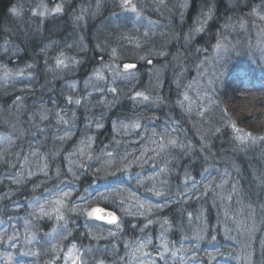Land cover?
I'll return each mask as SVG.
<instances>
[{"label":"trees","instance_id":"16d2710c","mask_svg":"<svg viewBox=\"0 0 264 264\" xmlns=\"http://www.w3.org/2000/svg\"><path fill=\"white\" fill-rule=\"evenodd\" d=\"M59 3L63 10L50 12ZM133 3L142 13L140 24H147L148 19L153 18L157 23L153 24L155 30L151 27L143 30L134 22L135 14L120 7V0H99V7L97 0H0V141L1 138L5 141L0 142V195L9 193L0 199V221L8 228L9 235L13 234V226L21 233L17 242H0V264H48L51 245L63 250L56 251L55 255L59 257L56 264H64L65 246L70 247L72 243L91 248L89 256L96 261L103 259L104 264H125L118 257L137 264L126 245L134 249L133 241L141 239L152 241L145 249L149 253L146 264L153 261L155 264H264V141L240 143L232 128L235 124L257 137L264 136V68H252L249 75L237 80L233 66H229L215 73L219 79L214 80V89L199 93L200 109L194 108L189 113L177 104L182 99L179 92L182 83L189 84L196 71L184 53L185 44L189 45V50L195 48L201 57L205 56L207 52L203 50L210 48L224 24L243 18L255 4H264V0H187V6L183 7L185 0H164L163 5L158 0H133ZM208 6L213 7V15L204 31L186 40L184 31L189 29L190 32V28L196 26V13L207 12ZM13 7L18 15L11 12ZM165 7H170V11L160 17V12H166ZM43 9L47 14L40 15ZM81 15L83 19L76 21L75 17ZM129 39L134 42L129 43ZM165 42L169 44L168 53L159 55L166 51ZM45 48L47 55L41 51ZM112 48L117 49V57L111 55ZM180 49H183L181 56ZM60 51L75 56L80 63L52 71L53 57ZM125 63L137 66L134 76L117 77L102 67L111 65L122 72ZM20 69H24L23 76L15 74ZM97 69L102 70L104 79L93 75ZM6 70L7 76L4 75ZM72 82L75 87L70 86ZM111 87H116L118 94L109 92ZM135 91L160 95L164 103L136 104L130 99ZM68 96L74 100L82 98L81 103L77 105L74 100L69 103ZM102 100L111 103H99ZM45 109L48 119L41 121L40 113ZM58 110L67 114L69 124L56 119ZM201 112L203 115L199 114ZM139 115L144 117L140 122L149 130L147 134L143 128L135 130L140 136L135 132L121 135L114 131L115 122L127 123ZM153 115L156 118L149 119ZM97 122L102 127L97 128ZM153 128L157 132L168 129L190 148L168 150L169 172L160 177L166 181L161 188L165 193L163 198L148 191L152 186L150 182H138L163 166L159 158L143 166L132 164L128 171L117 173L119 184L111 183L103 172L95 175L99 165L94 160H84L90 167L83 169L69 162V157L73 161L79 158L78 153L71 154L77 152L80 141L86 136L93 139L94 155L106 150L138 157L145 146L154 147L147 141ZM172 128L176 131L171 132ZM66 131L71 132V136L63 141L58 139ZM33 150L46 158L47 176L33 163L36 159L31 156ZM153 154L148 152V155ZM69 167L77 172L78 179L68 172ZM29 170L36 174L28 176ZM186 172L191 177L187 183ZM21 173H24V181L14 183ZM209 179H214L215 185L222 180L228 183L223 190L214 185L215 191L202 195ZM232 185L239 191L231 193V200L217 198L221 191L224 195L231 192ZM185 186L191 192L181 197L178 193L184 191ZM116 187L130 189L142 202L169 201L167 207L148 215L154 221L166 216L173 224L164 232V241L171 242V251L165 254L164 260L155 256L161 244L159 222L144 228L146 218L121 212L118 199L114 204L111 197L108 201L98 200L97 192L108 195ZM45 188L70 189L72 200L91 194L93 200H97L92 206L107 205L108 211L116 212L121 219L120 230L117 232L114 226L96 221V225H103L99 231L94 225L90 226L104 238L95 240L87 234L84 215L67 213L66 224L55 218L34 221L30 229L33 243L26 244L24 221L29 219L32 200L48 195ZM189 196L190 199L186 198ZM132 211L137 209L132 208ZM189 212L193 214L191 218L187 215ZM201 212L202 218L197 220ZM201 224L205 231L202 238L197 239L195 233ZM63 228H67V232ZM109 230L117 235L109 236ZM69 233V238L63 240ZM37 252L38 255L33 254ZM6 254L12 258L9 260ZM88 264H94V260L90 258Z\"/></svg>","mask_w":264,"mask_h":264},{"label":"snow or ice","instance_id":"6c2138e0","mask_svg":"<svg viewBox=\"0 0 264 264\" xmlns=\"http://www.w3.org/2000/svg\"><path fill=\"white\" fill-rule=\"evenodd\" d=\"M158 3L160 5L164 4V0H158ZM187 6V0H185V3L182 5ZM97 7H99V0H97ZM120 7L129 13L135 14L136 17L141 16V11L137 7L136 3H133V0H120ZM63 10L62 4H57L55 8L51 9L50 12L60 13ZM84 10L82 9V12ZM253 14L260 17V19L264 20V13H261L257 9H253ZM11 12L13 14L18 15V10L13 7L11 9ZM47 14L46 11H42L40 15ZM213 15V7L208 6L207 12L201 13V18H198L196 22V26L192 29V31L185 36L186 40H190L192 38V35L194 33L203 32L205 29V26L207 25L208 21L212 18ZM83 16H76L75 20L79 21L82 20ZM232 25L226 24L225 28H229ZM240 27H244V23L241 22ZM147 35V33H145ZM134 41L132 39H129V43H133ZM99 47V45H97ZM137 46H139V43L137 42ZM234 48L233 45L227 42L226 36H219L217 39L216 44L214 45V50L216 52L217 57L220 56L222 53L228 52L229 49ZM42 52L47 55V50L41 49ZM160 55H163V53H159ZM111 55L113 57H117V49L112 48L111 49ZM54 59V65L52 67V71L56 70H64L69 69L70 66L76 65L80 63L79 60L76 59L75 56H68L65 54V52L60 51L58 55L53 57ZM140 59H145V57H140ZM151 63V61H149ZM27 68H32V65H27ZM105 69H109L114 73V76H123L125 78H130L134 76V70H136L137 66L132 63H125L123 64V71L121 72L119 69L112 68L111 65H103L102 66ZM233 71L236 73V79L242 80L244 76L249 75L253 69L245 66L243 64L235 65L233 66ZM9 73L6 70L4 75L7 76ZM17 76H23L25 74L24 69H20L15 73ZM93 75L99 79H104L103 72L101 69H97L94 71ZM212 81H209L211 83ZM196 85L198 87V83L196 81H193L185 86V92L183 93V98L177 101V104H179L186 112H192L193 109L196 107V102L191 99V97L188 95L187 89H192ZM71 87H75V82H72ZM158 86V85H157ZM99 91V89H97ZM109 92L113 94H118V89L116 87H111L108 89ZM199 92H197V97H199ZM82 98H74L72 96H68L67 100L69 103H72L73 100L75 104L79 105L81 103ZM131 100H133L136 104H144L147 102H151L153 105H159L164 103V98L160 95L151 96L146 95L143 91H135L131 97ZM17 100H20V97H17ZM187 102V103H186ZM99 103H111L110 101H99ZM200 115H203V113H199ZM40 120H47L48 119V110H42L40 113ZM143 115L136 116L134 119H129L127 123L124 121H117L113 125L114 131L120 133L121 135H129L133 132L137 136H140L139 132H136L135 130L138 129H144L145 133H148V129L145 128V126L140 122L143 119ZM156 117L153 115L149 117V119H155ZM56 119L62 123V124H69L70 118L67 117L66 113H63L62 111L56 112ZM96 127L100 128L102 125L100 123H96ZM232 128L235 133V139L239 141L240 143L245 142H251L256 143L259 141H264V136L257 137L254 134L250 132H245L243 129L238 128L235 124H232ZM176 129L172 128L171 132H175ZM217 132L220 131L219 128L216 129ZM71 136V132L66 131L63 136L58 137L61 141H63L65 138H68ZM201 139H204V136H201ZM147 141L150 143V145L154 146L152 148H149L148 146H145L144 149L141 151L140 156L135 157L132 156V153L125 152L124 154H120L118 151H106L102 150L100 154L94 155L92 150V143L93 139L91 136H86L85 139L80 141V147L77 148L76 153H72L71 155H77L79 154V158L75 161L71 160L69 157L70 164H78L79 168H89V165H86L84 163V160H94L99 166L95 170V175L99 176L101 172L104 173V177L109 179L111 183L119 184L121 181H119L117 177V173L123 174L124 172L128 171L132 164H139L143 166L144 164L148 163L149 160L157 161L159 158V164L163 165L159 167V170L156 171L153 175L144 177L142 180L138 181L139 183H144V181H148L151 183V187L148 188V191L152 192L156 197L163 198L165 196V193L161 191V188L166 183V181L161 180L160 177L166 173L169 172L168 168V155H169V149L170 148H181L185 150H190L188 145H185L182 142H179L178 139L170 134V131L168 129L163 130L162 132H157L155 128L151 129L150 134L147 135ZM119 143V141H117ZM107 147V146H106ZM151 151L154 154L148 155V152ZM31 156L35 157V163L36 168L39 172L44 173L45 176H47V169L48 164L45 162L46 158L42 156V154L37 151L33 150L31 152ZM129 157H132V159H129ZM109 169H114V171H108ZM68 172L72 174L74 179H78L77 172L73 170L72 167L68 168ZM36 173L29 170L27 172L28 176H33ZM60 170H57V175L59 176ZM24 173L19 174L13 182L16 184H20L24 181ZM191 180L190 175L186 172L185 173V181ZM264 182V181H262ZM228 183L227 180H222L220 184L215 185L214 179H209L208 183L204 185V192L201 193L206 194L209 190L215 191V187H219L221 190H223L224 185ZM215 185V187H214ZM107 187V185H104ZM34 187H39V185H35ZM193 188L196 187L195 183L192 185ZM239 190L235 185H232L231 192H229L227 195L223 194V191L220 193H217V198L220 199H232L231 193H237ZM45 192L48 193L47 196H44L43 194L39 198H35L32 200L30 207L32 211L29 213V219H26L24 221V231H25V242L26 244H32L33 239L30 238L32 235L30 233V229L33 226L34 221H40L42 219H53L55 218L58 222H64V224L67 223L66 220V214L67 213H76L77 215H84L87 223L85 224V227L87 228V234L95 240H101L104 237L102 235H98L93 232V228L90 225H94L97 230L99 231L100 228L103 227V225H96V221H102L105 222L108 225H112L117 229V232L121 228V219L117 216L115 211H108V206L100 207V206H92V204H96L97 200H93L91 194H86L84 196H77L75 200H72V192L71 190H63V189H57V190H51L45 188ZM191 192V189H189L187 186H185L184 191L179 192L178 195L181 197H185L186 193ZM9 193H4L0 195V199H3L4 197L8 196ZM111 197L113 204L116 202V200H119L120 203V211L123 212L126 215H140L144 216L146 218V224L144 225V228H146L148 225L153 224L154 222H159L160 227L162 229L161 232V244L159 245V248L155 251V256H159L161 260L165 259V254L170 252L171 249L169 247V244L171 242H166L163 239L164 232L168 230V228L173 227L172 222L169 220L166 216H159L157 217V220L154 221L151 218H148L149 213L155 215L156 212L164 209L167 207L169 201L165 199L164 203H157L152 204L150 202H142L134 192H131L128 188H121L116 187L113 189V191L106 195L104 193L97 192V198L99 201H108ZM186 198H191L186 197ZM135 201V203H133ZM125 205H130V207H126ZM249 207H251L249 205ZM132 208L137 209L136 212L132 211ZM227 210L225 212V215H227ZM188 217H192L193 214L191 212L187 213ZM202 218V212L200 216H197L196 219L200 220ZM143 231V229H141ZM55 231V230H54ZM63 231L67 232V228H63ZM205 229L203 224L199 227L198 231L195 233V236L197 239L202 238V234L204 233ZM117 232H113L111 230L108 231L109 236H116ZM71 234L62 237L63 240H67ZM21 237V233L13 226V234H8V228L3 226V222L0 221V242H7V241H19ZM133 243L136 244V247L134 249L131 248L130 245H126L130 248V255L132 259L137 261V264H146L147 258L149 257V253L145 251L146 248L150 244H152V241L150 239L148 240H137L133 241ZM15 247V243L12 245ZM51 259L49 260L48 264H56V260L59 258L57 255H55L56 251H63L62 249H59L57 245H51ZM67 248L66 254L63 256L64 264H88L89 259L94 260V264H104V260H98L96 261L94 257H90L89 253H91L93 250L91 248L84 249L82 247H78L77 244L72 243L70 247L65 246ZM30 251V250H29ZM179 251V250H177ZM35 255H38L39 253H33ZM175 255V253H173ZM249 253V258H250ZM7 258L10 260L12 257L10 254H6ZM118 260L125 261V264H131V261H127L125 257H118ZM152 264H155V261L152 262Z\"/></svg>","mask_w":264,"mask_h":264},{"label":"rangeland","instance_id":"374dc122","mask_svg":"<svg viewBox=\"0 0 264 264\" xmlns=\"http://www.w3.org/2000/svg\"><path fill=\"white\" fill-rule=\"evenodd\" d=\"M168 8L165 7V11H166L165 13L163 14H161V12L159 13L160 17L165 16L168 10L170 11V7ZM254 8L260 11L261 13H264V4L261 3L255 4ZM43 11L45 10L43 9ZM201 13H202L201 10L198 11V13H196L197 20L198 18H201ZM153 15L156 16L155 14ZM140 17L135 16L134 22L140 24ZM148 21L149 22H147V24H140L141 28L143 30H146L147 28L151 27L153 28V30H155V26L153 24H157L154 22L156 20H154L153 18H149ZM241 22L244 23L243 28L240 27ZM227 24H230L232 26L229 28H225L226 24L223 25L221 29L222 31L215 36V41L212 43L210 48L203 50V52L204 51L207 52L205 56L202 55L201 57L200 52L195 48L194 50L193 49L189 50L188 49L189 45L186 43L187 41L184 42V44L186 43L185 46L183 47V49L185 48L184 53H187V55L191 60L190 61L191 68L194 65L196 69L195 73L193 74L194 77L191 82L196 81L198 83V87L194 85L193 89H187V92L188 95L191 97V99L196 102L195 108L197 109H200V105H197L198 104L197 100L200 98L197 97V92L204 93L206 92V90L209 91L215 88L216 85H214V80L219 79L215 75V73L220 72L229 66H235L240 64H243L253 69L264 68V20L260 19L259 16L253 14V11L251 10L247 15L243 16V18L229 22ZM192 29L193 28H190V32L192 31ZM190 32L189 29H187V32L184 31V35L186 36ZM221 35L226 36L227 42L233 45L234 48L229 49L228 52L222 53L220 54L219 57H217L216 52L214 50V45L216 44L217 39ZM165 44H166L165 45L166 51L163 53V55H166L168 53L169 44H167V42H165ZM183 49L178 50L179 51L178 53L180 54V52H182ZM195 52H199V53H195ZM172 61H175V59L172 58ZM188 67L189 66H186V69H188ZM153 68H155V66ZM209 81L212 82L209 83ZM187 84L188 83L183 82L181 85L182 86L181 90L179 89V92L181 93L180 95L181 98H183V93L185 92V86ZM0 142L2 144V142L5 141L1 138ZM30 210L32 211V209ZM27 215L28 214H26V216Z\"/></svg>","mask_w":264,"mask_h":264}]
</instances>
